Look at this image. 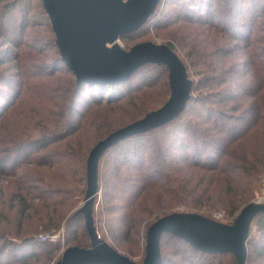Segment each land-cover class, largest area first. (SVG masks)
I'll return each instance as SVG.
<instances>
[{
  "label": "trees",
  "instance_id": "1",
  "mask_svg": "<svg viewBox=\"0 0 264 264\" xmlns=\"http://www.w3.org/2000/svg\"><path fill=\"white\" fill-rule=\"evenodd\" d=\"M34 1L0 0V224L11 220L7 209L18 216L16 230L0 227V264L6 252L10 264H56L58 242L41 236L64 225L71 238L85 237L71 247L90 248L76 209L86 196L90 151L171 97L169 70L157 64L123 82L78 84L42 0L44 22L33 19ZM175 25L187 34L162 44L192 81L187 108L164 126L120 141L98 166L107 215L98 217L94 201L95 231L129 258L135 253L126 244L141 237L140 228L172 213L233 224L243 207L255 204L264 180V0H161L144 26L121 39ZM34 29L39 46L32 43ZM155 90L159 96L151 97ZM30 209L39 223L33 234L25 223ZM160 252L161 264H239L232 253H203L167 233ZM246 264H264V211L251 222Z\"/></svg>",
  "mask_w": 264,
  "mask_h": 264
},
{
  "label": "water",
  "instance_id": "2",
  "mask_svg": "<svg viewBox=\"0 0 264 264\" xmlns=\"http://www.w3.org/2000/svg\"><path fill=\"white\" fill-rule=\"evenodd\" d=\"M161 0H42L53 27L63 62L77 83L115 84L129 80L147 64L169 70L171 97L160 109L109 134L90 151L87 160V190L82 214L90 248L69 247L56 264H137L97 235L92 213L98 194V166L102 155L120 141L164 126L182 114L191 99L192 81L178 55L167 45L141 42L126 50L119 40L139 30L154 14ZM264 204L243 207L233 224L199 214L172 213L153 222L146 233L143 264H161L160 241L171 234L203 253H232L246 264L250 225Z\"/></svg>",
  "mask_w": 264,
  "mask_h": 264
},
{
  "label": "rangeland",
  "instance_id": "3",
  "mask_svg": "<svg viewBox=\"0 0 264 264\" xmlns=\"http://www.w3.org/2000/svg\"><path fill=\"white\" fill-rule=\"evenodd\" d=\"M39 3H40L39 0H35L34 1V6H36V7L39 6ZM32 13L34 14V18H33L34 20L44 22V17L40 13L39 7H37L36 9H33L32 10ZM170 21H172V20H170ZM167 22H169V21H167ZM183 26L184 25H181L180 27H177V25H175L174 27L167 28L166 30L161 31V32L160 31L157 32L156 27H151L150 31H148V30L145 29L143 31L144 33L135 35V36H133L131 38H128L126 40L120 39L118 43L120 44V46L122 48L126 49L127 51L130 50L134 45H136L138 43H141V42H145V41L146 42L147 41H152V42H154L156 44H162V43H164V41H167V40H164V38H166V37H169V39L176 44V42L174 40V37H181V38H183L184 37L183 34H187L186 31L184 32V30H181L180 31V28H182ZM41 30H43V29H40V32H41ZM38 31H39V29H34L32 31V34H31L32 35V38L34 37V40H33L32 43L33 44H37V46L43 44V43H41L40 38H36V35L38 34ZM41 35H44V33L41 32ZM27 42H29L28 39H27ZM152 74L153 75H151V77L153 79H155L156 78V75H160V71H157L156 73H152ZM152 78H150L151 81H153ZM145 86H146V84H143V83L140 84V87L144 88L143 90H146L147 89V88H145ZM156 92H157V90L149 93V95L151 97H158L159 94H157ZM147 98H149V97H147ZM127 107L128 106H125L124 108H122V110L120 112L123 113L124 111H127ZM8 180L10 181L12 179L9 178ZM1 184L2 183L0 181V185ZM11 185H13V184L10 183L8 185V187L11 188L10 190L7 189V186H6L7 192L5 190L6 196H5V199H4V203H5V206L7 208L10 207V200H11V198L13 196L12 189H14L13 188L14 185L12 187H11ZM262 187H263V182H262V186L260 185V188L255 192V195L254 196H256V194L259 193L262 190ZM105 202H106V200H105V197L103 196V191H102L101 188H99L98 194H97L96 199H95V206H94V210L96 211V213H100L98 215V217L105 218V215H107L106 213L101 212L102 209H104L103 207H104ZM31 203H32V206L33 207L38 204L37 201H32ZM255 204H257V203H255ZM83 205H84V203H83V201H81L80 204L78 205V207L76 209L82 208ZM7 210L8 211L6 213L9 215V217H10L11 220L8 223H2V224H0V227H2L4 230H16V227H17V221H16V219H18L17 218L18 216L16 215L17 209L15 208V209H12V210H10V209H7ZM75 211L76 210H73L70 213V215H72ZM28 214H30V218L28 220H26L25 223L28 226V231H30L29 234H33V232L36 230V228L39 227V223H38L37 217L34 216V210H31L30 209V212ZM219 218H220V216H217V220L222 221ZM153 222L154 221H152V223ZM80 226H81V228L84 227L83 220L80 221ZM143 227L144 226H142L140 228V230H141L140 231L141 237H138L134 242H127V244H126L127 247H129V249L132 250L135 253V254L131 255V258L137 264H143V261L145 259L144 257H145L146 240H145V237H144V233L145 234L147 233V229L148 228L144 230ZM55 236L59 239L58 240V243H57V248H58L57 254H62L67 248L71 247L75 243L74 240H76V239L78 241L80 239H82L81 241H84L85 240V237L84 236H82V237L78 236L77 238H71V235L65 231V225L62 226L61 229L58 232L55 233ZM10 237H12L13 240L16 239V237H13L12 235ZM19 237H21V236H19ZM22 237H24V236H22ZM9 259L10 258H8L7 252H6V258L1 263L2 264H10L11 263V261H10L11 259L10 260Z\"/></svg>",
  "mask_w": 264,
  "mask_h": 264
},
{
  "label": "built area",
  "instance_id": "4",
  "mask_svg": "<svg viewBox=\"0 0 264 264\" xmlns=\"http://www.w3.org/2000/svg\"><path fill=\"white\" fill-rule=\"evenodd\" d=\"M254 203L257 204H264V180H263V187L262 190L256 194L255 199H254ZM41 240H48L51 242H58V238L55 235H49V234H45L43 236H41Z\"/></svg>",
  "mask_w": 264,
  "mask_h": 264
}]
</instances>
